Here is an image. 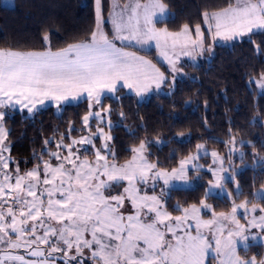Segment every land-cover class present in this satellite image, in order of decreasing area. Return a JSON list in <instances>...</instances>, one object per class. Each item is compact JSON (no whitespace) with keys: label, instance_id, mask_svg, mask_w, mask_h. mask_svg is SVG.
<instances>
[{"label":"snow or ice","instance_id":"obj_1","mask_svg":"<svg viewBox=\"0 0 264 264\" xmlns=\"http://www.w3.org/2000/svg\"><path fill=\"white\" fill-rule=\"evenodd\" d=\"M167 9L164 0H128L123 6L111 0L105 19L101 0H95V21L86 39L54 50L45 33L40 49L0 48V264H85L86 259L91 264H210V256L219 264H264V258L257 261L256 256L239 254L240 245L247 250V242L257 239L253 229H259L264 240V207L255 215L257 205L249 209L247 201L233 200L230 211L216 212L206 202L216 189L232 196L225 191L228 179L235 183L236 195L242 194L234 167H225L233 153L238 152L242 164L246 155L236 147L231 129L230 140L221 142L233 145L227 157L209 153L204 143H198L194 153L170 170L149 159L152 141L139 140L123 163L111 146L115 125L111 105L103 103L109 94L119 100L121 90L129 89L142 97L166 86L172 95L178 74H183L182 58L195 66L198 57L213 54L218 42L248 37L257 55L261 52L252 35L264 32V0H230L219 10L205 11L206 28L201 23H184L177 30L157 27L165 22ZM153 47L169 65L171 79L139 54ZM250 82L264 91V72ZM81 100L87 102L81 117L87 134L72 138L77 129L70 123L69 142L61 134L52 150L51 141L45 139L42 152L33 153L34 166L22 172L6 143L5 110L19 107L33 114L49 101L60 110ZM91 121L96 122L95 130ZM176 135L184 138L186 133ZM209 155L210 164L198 163ZM205 167L213 179L204 198L186 206L177 203L174 211L179 214H173L166 198L174 182L188 184L193 179L189 168L199 177ZM252 167H264V156ZM229 172L230 176L224 175ZM241 209L246 223L238 217ZM205 210L211 212L210 218H204Z\"/></svg>","mask_w":264,"mask_h":264},{"label":"trees","instance_id":"obj_2","mask_svg":"<svg viewBox=\"0 0 264 264\" xmlns=\"http://www.w3.org/2000/svg\"><path fill=\"white\" fill-rule=\"evenodd\" d=\"M101 1L106 16L110 0ZM125 1L119 0L120 3ZM229 2L164 0L171 15L157 25L164 24L169 30H177L184 23L202 24L203 12L219 10ZM94 21L95 0H13L12 6H4L0 0V48L40 49L42 37L47 33L51 47L59 49L86 39ZM106 29H109L108 24ZM252 39L261 45L259 55L247 37L232 45L217 46L211 62L195 66L183 63L184 77L177 80L172 95L154 94L145 101H138L121 90L119 100L105 97L103 103L111 105L110 119L115 125L110 132L114 138L111 146L118 162L128 159L130 148L146 139L153 142L148 146L150 159L163 168H173L198 143L219 152L226 151L228 144L221 142L230 140L229 129L233 137L251 142L243 145L247 161L250 162L251 154L264 156V93L257 95L249 87L251 78L264 72V32L253 34ZM149 53L143 52L157 63ZM157 65L166 71L159 62ZM86 110V101H81L70 104L59 115L54 113L53 107H47L32 117L16 110L9 112L4 122L9 132L7 143H10V155L19 162L21 171L34 165L33 153L42 152L45 139L66 135L70 123L77 129L72 134L83 133L81 117ZM180 131L186 133L184 138L177 137ZM158 138L165 140L159 147L155 143ZM47 158L45 155L44 159ZM247 165L237 175L244 190L241 197L264 184V170L256 171ZM173 193L172 200L177 196L176 200L182 206L198 203L203 196L200 187L175 189ZM253 254L262 256V244L250 247L248 255Z\"/></svg>","mask_w":264,"mask_h":264},{"label":"rangeland","instance_id":"obj_3","mask_svg":"<svg viewBox=\"0 0 264 264\" xmlns=\"http://www.w3.org/2000/svg\"><path fill=\"white\" fill-rule=\"evenodd\" d=\"M1 2H2V4L4 5V6H12V4H13V0H1ZM102 2V1H101ZM126 2V1H125ZM124 2V3H125ZM123 4V3H122ZM110 9V8H109ZM167 11L169 12L168 14H167V18L171 15V12H170V10L169 9H167ZM108 12H109V10H108ZM107 15H108V13H107ZM107 15L106 16H104L105 17V19H107ZM166 16V15H165ZM164 18V17H163ZM166 18V19H167ZM163 20H165V19H163ZM203 24V23H202ZM108 26H109V24H108ZM157 27H159V28H163V27H166L164 24L163 25H157ZM110 26H109V30H110ZM247 37H245V38H243V39H240V40H237V41H232V42H230V43H228L227 45H232V44H234V43H236V42H240V41H242V40H244V39H246ZM222 45H224V44H221V43H217L216 45H215V47H214V52H213V54L211 55V56H209L207 53H205L204 54V56L199 60V62L197 63V64H195V65H198V64H201V63H208V62H211V59L213 58V56H214V54L216 53V49H217V46H222ZM150 52V53H149ZM146 53H149L150 55H153V57L155 58V60H157L161 65H163L164 67H165V69L164 70H166L165 72H167L166 74H168L169 75V79H171V75H170V67H169V65L167 64V62L166 61H164L163 60V58L162 57H160L159 55H158V53H157V50L153 47L150 51H147ZM140 54H142V55H144L147 59H150V60H152L151 58H150V56H147V55H145V54H143V52H140ZM185 59H187L186 57H185ZM161 62H160V61ZM153 61V60H152ZM157 62V63H158ZM163 62V63H162ZM153 63H155L154 61H153ZM156 63V64H157ZM183 63H189V65H191V66H193V64L192 63H190V62H186V61H182L181 62V64L179 65L180 67H182V65H183ZM158 66V65H157ZM159 67V66H158ZM160 68V67H159ZM183 68V67H182ZM161 69V68H160ZM161 71H163L162 69H161ZM260 76V75H259ZM259 76L258 77H255V78H251V81L252 80H258L259 79ZM184 77V72H183V74H178V76H177V80H179V79H181V78H183ZM177 82V81H176ZM249 87L250 88H253L256 92H257V95H260V94H262V93H264V91H261L260 90V88L255 84V83H251L250 85H249ZM122 91L124 92V93H126V94H129V95H132V96H134V97H136V99H138V101H142V100H147L151 95H154V94H168L169 93V91H170V89L169 88H167L166 86H162V88L159 90V91H157V90H155V89H153V91L152 92H150V93H148V94H146V95H144V96H142V97H137L136 95H135V93L133 92V91H131V90H129V89H122ZM108 96H110V97H112L110 94L108 95ZM81 101H84V100H81ZM81 101H78V102H81ZM104 101V100H103ZM78 102H70V103H68V104H66V105H63L62 107H61V109L60 110H58L56 107H55V105H54V103L53 102H46L45 103V105L44 106H41V107H39V111H42L43 109H45V108H47V107H53L54 108V113L55 114H57V115H59L67 106H69L70 104H75V103H78ZM86 106H87V102H86ZM106 106V105H105ZM16 111H19L20 113H22L23 115H27V116H30V117H32L35 113H37V112H39V111H35L33 114H29L28 112H27V110L26 109H24V110H21V109H19V107H17V109H15ZM15 110H11V109H8V110H5L6 111V115L9 113V112H11V111H15ZM81 123H82V120H81ZM91 123V126H92V129L93 130H95V128H96V122L95 121H91L90 122ZM74 126V125H73ZM102 126H105V131H108V128L106 127V125H102ZM82 127V126H81ZM68 130H69V125H68V127H67V134L66 135H64V136H66L65 137V142L67 143V142H69L68 141ZM87 134V132L86 131H84L83 130V133H78L77 134V132H75V133H73L72 134V132H71V137L72 138H79L81 135H86ZM60 138H61V136L59 137V138H56V139H50V141H51V146H50V148L52 149V150H56V147H55V145H56V142L57 141H59L60 140ZM159 139V138H158ZM160 140H162V139H160ZM156 141V140H155ZM162 141H164V143H165V140H162ZM235 141H236V147L239 149V151H243L244 152V150L246 149L245 148V146H243V145H245V143H247V144H249V142H247V141H245V143L241 146L240 144H239V141H241L240 139H237V138H235ZM6 143H7V141H6ZM100 140H99V138H97V146L99 147L100 146ZM162 144V143H161ZM161 144H157L158 146L157 147H159V146H161ZM138 145V144H137ZM206 146V145H205ZM233 145L231 144V143H229L228 145H227V148H226V151H224V152H219L218 150H216V149H214V148H211V147H208V146H206V148L208 149V151H209V153L211 152V151H217L221 156H225V157H227V155H228V152H229V149L232 147ZM245 148V149H244ZM248 149V148H247ZM195 152V148L191 151V152H189V153H194ZM188 153V154H189ZM251 153H253L252 151H251ZM66 154V153H65ZM187 154V155H188ZM82 155H83V153H82ZM88 159L91 161V160H94V153L93 152H89L88 154ZM186 155V156H187ZM252 155V157H250V162L249 161H247V157H245L244 158V163L242 164L241 163V161H240V159H239V155H238V152H236V153H233L232 154V156H231V164H229V161L226 159L225 160V167H229L230 168V170H231V168H233L234 167V169H235V171H236V181H238V183H239V187H240V190H241V193L242 192H244V190H243V188H242V185H241V183H240V181L238 180V178H237V175L238 174H240V173H242V171L244 170V167H245V165H247L248 163L247 162H249V164L247 165V166H252L253 165V163L255 162V159H258L259 157H256V156H253V154H251ZM131 156V155H130ZM254 157H255V159H254ZM130 158V157H129ZM128 158V159H129ZM13 159V158H12ZM48 159V158H47ZM149 159H150V156H149ZM127 160V159H126ZM125 160V161H126ZM151 160V159H150ZM14 161V160H13ZM125 161H123V162H125ZM152 161V160H151ZM211 161H212V158H211V156L209 155V156H203L199 161H198V163H200V164H204V165H207V164H210L211 163ZM123 162H119V163H123ZM152 162H154V161H152ZM179 163V162H178ZM34 166V165H33ZM33 166H31V168L33 167ZM178 166V164L175 166V167H177ZM214 167H215V165H214ZM252 168V167H251ZM27 169H30V168H27ZM27 169H25V170H27ZM169 170L171 169V168H168ZM252 169H254V168H252ZM254 170H256V171H262V170H264V167H260V168H255ZM24 171V170H23ZM22 171V172H23ZM189 175L191 176V177H193V179L192 180H190V182L188 183V184H184L183 182H174V187L173 188H171L170 190H169V192H170V194H169V196L166 198V200H167V203H166V207L168 208V210L169 211H173V214H179V213H176L175 211H174V209H175V206L177 205V203H179V202H177V196L174 198V200H172V197L175 195L174 193H173V191H175V189H192V188H196V187H200L201 189H202V191H203V196H202V198H204V193H205V190H206V188H207V186H208V181L209 180H212L213 179V177H212V175H211V173L210 172H208L207 171V168L205 167L204 169H201V172H200V175H199V177H197L196 176V174H195V172L191 169V168H189ZM224 175H226V176H230V172L229 173H224ZM244 182H250V181H244ZM161 184H162V182H161ZM261 189H264V184L263 185H261V186H258V187H255V188H252L251 189V191L250 192H246L247 194H246V196H243V197H241V195H239V196H237L236 195V192H235V183L231 180V179H228L226 182H225V191L226 192H231L232 193V196L231 197H229V196H227L226 194H222L221 192H220V190L219 189H216V190H214V192H215V194L214 195H211L210 194V196L207 198V200H206V202L208 203V204H211L212 206H213V208L215 209V211L216 212H220V211H225V212H228V211H230V209H231V206H232V202H233V200L236 202V203H240L241 201H247L248 202V204H247V207L249 208V209H251V207H252V205L253 204H255V205H257L258 206V208H257V212L255 213V215H259L260 214V212H259V208L260 207H264V191H261ZM148 191H149V193H151V189L149 188L148 189ZM157 193H159V185H158V187H157ZM253 193H257V195H253ZM170 199V200H169ZM170 201H171V203H170ZM180 204V203H179ZM181 205V204H180ZM203 214V216H204V218L205 219H207V218H210V216H211V212L210 211H208V210H205L204 211V213H202ZM252 215H253V213H251V212H249L248 213V219H251V217H252ZM238 217L240 218V220H241V223H246L247 221L245 220V213H244V210H238ZM252 232L253 233H256V235H257V239L255 240V241H253V240H249L248 242H247V244H248V248H247V250H245V248H244V246L243 245H240V247H239V254L242 256V257H246V258H251L252 256H256V258H257V261H259L261 258H264V240H261V233H260V231H259V229H253L252 230ZM254 244H262V246H263V254H262V256H257V255H255V254H253V255H251V256H249L248 255V250L250 249V247H252V245H254ZM255 250H257V249H255ZM85 262H89L90 264H91V262L89 261V260H85ZM209 262H210V264H219V262H218V260L217 259H215V258H213L212 256H210L209 257ZM86 264V263H85Z\"/></svg>","mask_w":264,"mask_h":264},{"label":"crops","instance_id":"obj_4","mask_svg":"<svg viewBox=\"0 0 264 264\" xmlns=\"http://www.w3.org/2000/svg\"><path fill=\"white\" fill-rule=\"evenodd\" d=\"M125 3H128V0H126ZM125 3L122 4V3L119 2V4H120L121 6H123ZM110 7H111V0H110ZM109 10H110V9H109ZM168 13H169V12L167 11L166 16H164L163 19H166V18H167V14H168ZM107 16H108V15H107ZM109 26L111 27L110 24H109ZM202 28H206V26L202 24ZM244 38H245V37H244ZM238 40H240V39H238ZM235 41H237V40H235ZM231 42H232V41H231ZM219 43L224 44V45H227V44L230 43V42H219ZM139 54H140V53H139ZM140 55H142V54H140ZM201 58H202V57H198L194 63L197 64ZM159 61H160V60H159ZM182 61L190 62V63L193 64V61H191L189 58H187V59L182 58ZM160 62H161V61H160ZM162 63H163V62H162Z\"/></svg>","mask_w":264,"mask_h":264}]
</instances>
